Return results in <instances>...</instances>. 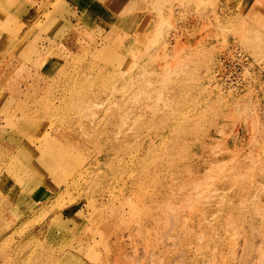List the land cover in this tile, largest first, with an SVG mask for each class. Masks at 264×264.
Wrapping results in <instances>:
<instances>
[{"label": "rangeland", "instance_id": "rangeland-1", "mask_svg": "<svg viewBox=\"0 0 264 264\" xmlns=\"http://www.w3.org/2000/svg\"><path fill=\"white\" fill-rule=\"evenodd\" d=\"M0 264H264V0H0Z\"/></svg>", "mask_w": 264, "mask_h": 264}]
</instances>
